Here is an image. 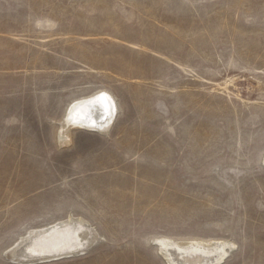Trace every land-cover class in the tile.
I'll use <instances>...</instances> for the list:
<instances>
[{
  "label": "rangeland",
  "instance_id": "obj_1",
  "mask_svg": "<svg viewBox=\"0 0 264 264\" xmlns=\"http://www.w3.org/2000/svg\"><path fill=\"white\" fill-rule=\"evenodd\" d=\"M100 93L109 131L63 143ZM263 156L264 0H0V264L70 217L96 238L40 264H167L162 238L264 264Z\"/></svg>",
  "mask_w": 264,
  "mask_h": 264
},
{
  "label": "bare ground",
  "instance_id": "obj_2",
  "mask_svg": "<svg viewBox=\"0 0 264 264\" xmlns=\"http://www.w3.org/2000/svg\"><path fill=\"white\" fill-rule=\"evenodd\" d=\"M116 110L114 99L107 93L96 94L90 99L75 102L69 107L62 122L59 139L67 143L72 128H89L101 134L108 132L116 117ZM262 161L264 162V158ZM64 232L72 233L81 242L63 248L39 245L47 235L50 234L52 238H55ZM95 238V232L83 219L70 217L65 221L29 232L18 240L8 253L14 261L29 264L28 262L37 260H51L74 253H84ZM156 243L158 245L155 246L158 247L159 253L167 264H222L233 247L232 243L221 241L202 242L169 238L158 239Z\"/></svg>",
  "mask_w": 264,
  "mask_h": 264
},
{
  "label": "water",
  "instance_id": "obj_3",
  "mask_svg": "<svg viewBox=\"0 0 264 264\" xmlns=\"http://www.w3.org/2000/svg\"><path fill=\"white\" fill-rule=\"evenodd\" d=\"M82 130L97 132L95 130H92V129H89V128H84V127H83ZM98 133H101V132H98ZM106 133H104V134H106ZM64 233L55 236V238H52L51 235L49 234L45 238H43V240H41V242L39 243V245L41 247H49L50 245H54L55 247L63 248V247H69V246H72V245H76V244H79L81 242L72 233H66V232H64ZM75 255H78V254L74 253V254H70V255L56 257L55 259H51V260H37L35 262L33 261V262H28V263L29 264H31V263L40 264V263H44V262H47V261L48 262L49 261L52 262V261H56V260L59 261L61 259H67V258H70V257L75 256Z\"/></svg>",
  "mask_w": 264,
  "mask_h": 264
}]
</instances>
